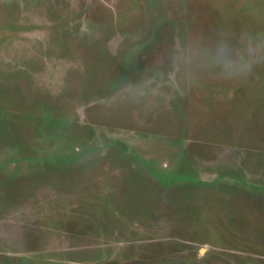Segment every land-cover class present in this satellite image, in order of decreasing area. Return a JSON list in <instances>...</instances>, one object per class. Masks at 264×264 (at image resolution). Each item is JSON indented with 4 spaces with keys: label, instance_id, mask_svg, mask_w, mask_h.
<instances>
[{
    "label": "rangeland",
    "instance_id": "rangeland-1",
    "mask_svg": "<svg viewBox=\"0 0 264 264\" xmlns=\"http://www.w3.org/2000/svg\"><path fill=\"white\" fill-rule=\"evenodd\" d=\"M245 30L264 0H0V264H264V67L189 66Z\"/></svg>",
    "mask_w": 264,
    "mask_h": 264
},
{
    "label": "clouds",
    "instance_id": "clouds-1",
    "mask_svg": "<svg viewBox=\"0 0 264 264\" xmlns=\"http://www.w3.org/2000/svg\"><path fill=\"white\" fill-rule=\"evenodd\" d=\"M239 38V49L227 38H221L211 48L195 50L196 60L189 64L193 74L208 70L225 82H243L252 77L257 68L264 67V37L245 30ZM136 99L139 100L138 95Z\"/></svg>",
    "mask_w": 264,
    "mask_h": 264
}]
</instances>
